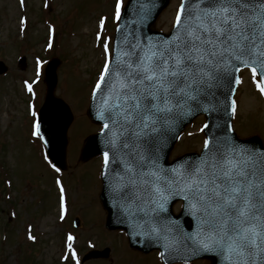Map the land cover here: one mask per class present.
Segmentation results:
<instances>
[{
	"label": "snow or ice",
	"instance_id": "6c2138e0",
	"mask_svg": "<svg viewBox=\"0 0 264 264\" xmlns=\"http://www.w3.org/2000/svg\"><path fill=\"white\" fill-rule=\"evenodd\" d=\"M114 7L119 20L122 0H115ZM99 24L103 29L104 18ZM104 53L91 92L94 100L98 95L101 100L96 119L103 122L105 136L102 162L106 170L114 166L113 199L131 221L134 234L162 248L159 255L168 258L166 264L176 259L190 264L192 258L264 264V151L218 137L214 143L205 139L195 159L165 167L160 157L162 129H171L177 119L214 100L233 77L240 84L234 73L241 66L251 71L254 82L259 77L257 89L264 96V0H180L168 37L131 43L117 52L114 62L107 42ZM40 69L37 60V81ZM26 87L34 96L32 84L26 82ZM29 109L36 117L31 104ZM231 112L236 113L235 100ZM31 135L44 140L39 122L32 123ZM56 184L59 218L64 220L65 190L59 180ZM175 199L183 201L182 215L194 222L189 224L191 231L162 215ZM74 239L68 234L66 247L80 264Z\"/></svg>",
	"mask_w": 264,
	"mask_h": 264
},
{
	"label": "rangeland",
	"instance_id": "374dc122",
	"mask_svg": "<svg viewBox=\"0 0 264 264\" xmlns=\"http://www.w3.org/2000/svg\"><path fill=\"white\" fill-rule=\"evenodd\" d=\"M179 3L170 0L155 28L170 30ZM114 6L115 0H0V60L8 67L0 75V264H75L66 247L68 234L75 237L73 250L79 261L92 247L109 248L108 258L80 264H162L157 252L132 250L124 232L105 229L99 201L102 158H79L84 138L99 130L86 116V108L103 68L105 42L110 56L117 23ZM22 55L26 65L20 69L17 60ZM52 57L60 59L54 95L65 100L74 115L68 129L67 169L59 172L44 159L39 138L31 135L37 115L32 117L29 109L31 104L37 113L43 101V69ZM37 60L41 62L38 81ZM26 82L32 84L34 96ZM257 82L250 70H242L233 127L241 138L258 135L264 141V96ZM203 120L197 117L185 128L171 157L200 151ZM57 180L65 190L64 220L59 218ZM75 217L80 221L77 228L72 226Z\"/></svg>",
	"mask_w": 264,
	"mask_h": 264
},
{
	"label": "water",
	"instance_id": "95a60500",
	"mask_svg": "<svg viewBox=\"0 0 264 264\" xmlns=\"http://www.w3.org/2000/svg\"><path fill=\"white\" fill-rule=\"evenodd\" d=\"M168 2L169 0L127 1L121 12V18L119 19L115 30L111 57L113 62L115 61L117 52L129 48L131 43H135L137 41L147 43L149 39L156 41L169 36L173 29L170 33L165 34L150 28L154 24V21L161 10L166 7ZM19 63L21 68H23L25 66V57H22L19 60ZM59 63V59L53 58L47 63L45 67L44 82L46 85V92L44 101L38 111L37 122L40 124V132L44 136V140L42 142L46 148V153L49 159L55 166L65 170L67 168V131L73 120V115L66 102L54 95V89L57 82L56 69ZM6 71L7 66L4 64V62L0 61V74H3ZM238 73L239 72L234 73V76H238ZM236 85L237 84H235L233 77L230 84H226L218 91L214 100H211L210 102L206 101L193 114L177 119L175 125L171 129H162L160 157L163 166H172L175 162L182 161L184 159H195L202 153L203 149L199 154L186 153L177 157L171 162L168 161L170 151L184 126L195 116L201 113H203L206 118L205 125L207 124L208 127H204V133L206 135V139H208L210 142L214 143L218 137H230L235 142H238L240 145H243L249 149L255 150L257 152L264 151V143H262L258 136H252L247 139H239L233 130L228 131L229 125H231L232 128L231 101L233 100L234 95V92L229 89H234L235 91ZM100 102L101 100L99 95L95 98V100L91 96L87 109V115L94 123L102 126L103 122L96 119V106ZM104 150H106L105 136H103L101 131H99L98 133L91 134L85 138L80 149L79 158L82 161H86L98 154H102ZM112 167L114 166L110 165L108 170L104 169L103 167L102 172H107V175L101 174L102 190L100 193V200L104 209L107 211L106 227L109 229H124L128 237L129 245L133 248L143 252H147L154 248L163 251V249L159 248L154 241L135 235L134 229L131 226V221L128 220L121 208L115 203L112 195V184L114 183V174L111 173ZM179 200L180 199H175L173 202H170L167 205L168 211L162 215L170 220H177L185 231H191L189 224L191 223L194 226V222L191 221V218L186 214L182 215V207L178 214H174L172 212V206ZM119 220H122L123 222H118ZM108 252V248L100 251H91L84 257V259L92 257H107ZM207 259L210 260L211 264H220L218 258ZM162 260L166 264L168 258L164 257ZM174 261L183 260L176 259ZM174 261H170L169 263Z\"/></svg>",
	"mask_w": 264,
	"mask_h": 264
}]
</instances>
